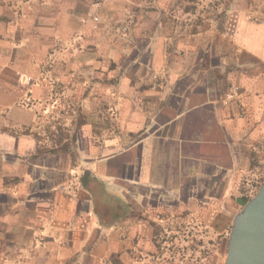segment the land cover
<instances>
[{"label": "crops", "instance_id": "0c3cea01", "mask_svg": "<svg viewBox=\"0 0 264 264\" xmlns=\"http://www.w3.org/2000/svg\"><path fill=\"white\" fill-rule=\"evenodd\" d=\"M263 181L264 0H0V264H218Z\"/></svg>", "mask_w": 264, "mask_h": 264}, {"label": "water", "instance_id": "95a60500", "mask_svg": "<svg viewBox=\"0 0 264 264\" xmlns=\"http://www.w3.org/2000/svg\"><path fill=\"white\" fill-rule=\"evenodd\" d=\"M224 264H264V182L233 218Z\"/></svg>", "mask_w": 264, "mask_h": 264}, {"label": "rangeland", "instance_id": "374dc122", "mask_svg": "<svg viewBox=\"0 0 264 264\" xmlns=\"http://www.w3.org/2000/svg\"><path fill=\"white\" fill-rule=\"evenodd\" d=\"M186 1V0H185ZM238 0H188V5L189 6H209L210 8H215L216 7H230L232 5H235V2H237ZM228 10V9H227ZM228 14H226L227 16ZM212 17H214L213 15H211ZM218 16V15H217ZM222 16V15H221ZM93 18V17H92ZM93 20V19H92ZM94 21V20H93ZM98 21V20H97ZM96 22V21H95ZM264 182V181H263ZM261 182L259 184V186H257V188L253 191V195L256 193V191L258 190V188L260 187V185L263 183ZM252 195V196H253ZM229 235V234H228ZM201 241V242H200ZM202 238L200 240L196 239L194 240V246H195V250L197 251L196 253H198V250H200L199 254L196 255V259L195 261L199 262V264H204L206 259L205 257L208 255L206 252L203 253V248H202ZM210 244V245H209ZM226 245H221V253H220V261L218 264H224L225 261V257H226V251H227V245H228V239L225 242ZM205 245L209 246V250L205 247L204 251H211L213 252L215 249L218 248L219 246V239L217 238H213L210 240L205 239ZM213 260V259H212Z\"/></svg>", "mask_w": 264, "mask_h": 264}, {"label": "built area", "instance_id": "2783aa9c", "mask_svg": "<svg viewBox=\"0 0 264 264\" xmlns=\"http://www.w3.org/2000/svg\"><path fill=\"white\" fill-rule=\"evenodd\" d=\"M93 20L94 21H97L98 20V17L97 16H94L93 17ZM126 27L124 26V27H122V31L123 32H125L126 31ZM51 57H49L46 61H45V65H44V68H42L41 69V72H42V74H46V72H47V70L49 69L48 68V66L49 65H51ZM50 82H51V84L52 85H54V80L53 79H50ZM34 83V81H33V78L32 77H26V79H25V84H27V85H32ZM32 102V99L30 98V96L28 95L25 99H24V101H23V103L25 104V105H29L30 103Z\"/></svg>", "mask_w": 264, "mask_h": 264}]
</instances>
